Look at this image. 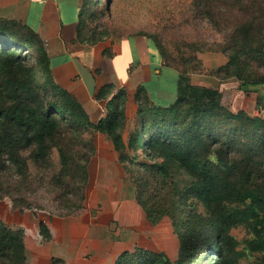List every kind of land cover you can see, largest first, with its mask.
Segmentation results:
<instances>
[{
  "label": "trees",
  "instance_id": "obj_1",
  "mask_svg": "<svg viewBox=\"0 0 264 264\" xmlns=\"http://www.w3.org/2000/svg\"><path fill=\"white\" fill-rule=\"evenodd\" d=\"M93 1L86 0L91 18L78 32L80 41L90 43L106 37L101 22L114 3L96 0L97 14ZM190 8L191 19L184 20H208L221 38L209 41L201 34L196 40L185 31L174 37L184 24L176 19L163 28L165 36H148L164 63L179 71L178 94L169 106L155 105L139 85L127 139V90L103 85L96 97L108 99L107 114L92 121L79 99L57 82L41 37L16 20L0 19V199L9 197L20 211L79 212L96 152L93 136L102 132L111 138L147 219L157 224L168 216L179 237L175 258L136 246L113 264H243V257L264 264V117L231 109L219 88L191 80L204 70L198 52L221 51L227 61L212 74L264 84V0H192ZM122 26L112 27L120 32ZM181 170L190 178L184 185L176 178ZM39 227L51 239L43 220ZM239 227L249 236L239 239L234 233ZM26 259L25 230L0 219V264Z\"/></svg>",
  "mask_w": 264,
  "mask_h": 264
},
{
  "label": "crops",
  "instance_id": "obj_2",
  "mask_svg": "<svg viewBox=\"0 0 264 264\" xmlns=\"http://www.w3.org/2000/svg\"><path fill=\"white\" fill-rule=\"evenodd\" d=\"M90 12L86 0H0V19L16 20L41 37L57 82L79 99L92 121L107 114L108 99H98L96 94L108 83L115 85V91L127 90L128 120L137 116L139 85L146 87L153 104H172L178 94L179 71L164 63L158 48L143 34L114 30L95 43L80 41L79 29L91 18ZM215 54V61L201 58L206 69L226 63V55ZM191 80L219 88L222 102L228 98L233 110L264 117L263 83L243 85L236 77L219 78L207 70L192 73ZM95 147L87 196L79 212L59 216L36 209L20 211L8 197L0 199V219L9 227L25 230L26 264H54V258L60 259L58 264H113L125 250L149 247L148 219L133 192L118 186L112 193V182L121 180L123 167L111 138L96 132ZM130 214L131 220L125 223L123 218ZM41 220L51 231L49 240L40 233Z\"/></svg>",
  "mask_w": 264,
  "mask_h": 264
},
{
  "label": "rangeland",
  "instance_id": "obj_3",
  "mask_svg": "<svg viewBox=\"0 0 264 264\" xmlns=\"http://www.w3.org/2000/svg\"><path fill=\"white\" fill-rule=\"evenodd\" d=\"M110 1L111 0H105V5H109L108 2ZM117 1L119 2L118 3L119 5L116 6L114 9L113 5ZM191 1L192 0H114V3L112 4L113 8H111V11H108V13H106V15L103 17L101 22L102 28L108 31L104 33L105 34L104 36L109 37V35H112V33L114 34V29L112 26H115V23L124 24V26H122L123 28H120L119 30L122 34H129L128 33L129 31L131 32L141 31L143 32V35H145L146 37H148L149 35L151 36V33H155V32L161 33L163 36H165V32L163 31V28L167 26L174 19H176L178 22L186 18L191 19L192 16V11L190 8ZM95 2L96 0H94L91 3L93 10L92 12L99 14L98 10L96 9V5L95 6L93 5ZM207 21L208 20L202 21V24H196V22L191 24L188 20H184L183 26L174 34V37L177 35V33L185 31L186 34H188V38L193 37L194 39L197 40V37L201 36L202 34L203 37H206L209 41L219 40L221 38V34L217 32L215 29H213L211 24L208 23ZM96 22L97 21H95V23ZM118 28L119 27H117V30ZM174 42L177 44L179 43L178 39L177 40L175 39ZM193 48H197V47H195V45L194 46L192 45L190 49ZM215 52L224 54L221 51H204V52H198V57L200 59L201 58L204 59L206 62L215 61L218 59ZM210 57H212V59H210ZM204 64L205 63L203 62V65ZM216 68L217 67H211L206 69L204 65L203 71L207 70L208 73H211V70H215ZM224 104L230 107L231 109H233L231 102L229 101L228 98L225 99ZM127 121L128 122L124 131V136L126 139L129 136L130 130L133 129L135 119L130 117L129 120ZM93 138L95 143L96 133L94 134ZM107 155L109 154L107 153ZM116 156H118V153H116ZM118 162L119 165H121L119 159ZM123 178L124 180L122 181ZM176 178L178 179L181 185H184L186 182L190 180L188 175H186V173L182 170L176 172ZM118 186L125 187L131 190L133 192L134 198L137 200L135 195V186L123 168L121 170V180L120 181L113 180L112 182L111 185L112 193L115 190V188ZM44 192L45 191L43 190V193ZM137 203L139 202L137 201ZM99 205L100 204H98V207ZM32 209L41 210L50 213L48 212L49 210H46L45 208L39 209L37 207H34ZM126 211L127 213H131L130 208H127ZM133 212H135V210ZM131 215L132 214L127 215L123 218V220L126 221L125 223H129L128 221L131 220L130 218ZM147 224H148V228H146L147 230L146 237L149 239L148 248L154 250H165L169 252L171 257L175 258L179 250V237L175 233L173 224L169 219V217L164 216L157 224H152L148 220ZM234 233L241 240L249 236L248 231L244 227H239L235 229ZM241 261L243 264H250L254 261V259L253 257H243Z\"/></svg>",
  "mask_w": 264,
  "mask_h": 264
}]
</instances>
